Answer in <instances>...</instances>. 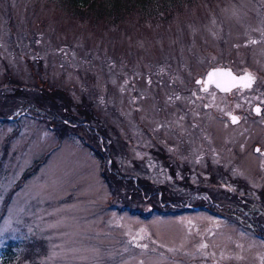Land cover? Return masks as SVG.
I'll return each instance as SVG.
<instances>
[{"label": "rangeland", "instance_id": "rangeland-1", "mask_svg": "<svg viewBox=\"0 0 264 264\" xmlns=\"http://www.w3.org/2000/svg\"><path fill=\"white\" fill-rule=\"evenodd\" d=\"M216 66L252 73L256 86L202 90L196 80ZM258 100L264 0H169L118 16L0 0V263L264 264ZM225 112L243 117V139L213 150L206 117ZM163 146L203 186L168 190ZM233 156L261 167L240 173ZM166 191L173 204L148 199Z\"/></svg>", "mask_w": 264, "mask_h": 264}, {"label": "flooded vegetation", "instance_id": "flooded-vegetation-1", "mask_svg": "<svg viewBox=\"0 0 264 264\" xmlns=\"http://www.w3.org/2000/svg\"><path fill=\"white\" fill-rule=\"evenodd\" d=\"M254 42H257V41L254 39ZM223 67L224 66H216V67H213V68H223ZM225 68H227V67H225ZM212 69H210V70H212ZM210 70L206 71L198 79H200V78H204L205 79L207 73ZM245 73H249V72H245ZM245 73H243V74H245ZM249 74L252 75L253 80H254L252 87L243 88L241 86H237V87H235V89H233L231 91H228V92H225V93H232V92H235V91L243 92V91H246V90L253 89L256 86V84H255L256 78H255V76L252 73H249ZM197 80H196V83H197ZM197 84H198L199 87L202 88V90H207L208 91V90L213 89V87L216 88V86L210 85V87L208 89H205L204 86H203L204 82L201 83V84H199V83H197ZM257 105H259L261 107V112L259 114H255L254 113V109H255V107ZM251 110H252V113L255 114V116L263 117V115H264V102L262 103V100H258L257 102L253 103L252 107H251ZM225 113H226L225 115L217 116L215 114V115H208L206 117L207 118L206 119V123H205L206 131H205V137L204 138H206L208 140V144L212 147L213 150L216 149V146L223 147L224 145H226L227 140H228L227 138H231V137L234 138V140H233L234 142H237V141H240L241 139H243L241 133L239 135L236 133L238 129H234V128H237V126L241 125V123L243 122V117L241 115H237V113L236 114L232 113V112L231 113L225 112ZM232 115H237L238 117H240V121L237 122L236 124L232 123V117H231ZM249 115H251L250 112H249ZM233 132H235V133H233ZM239 146L241 148H242V146L244 147L243 144H242V146L241 145H239ZM257 147L259 148V150H257ZM253 148H254L252 150L253 154H255L257 157L259 155H263L264 156V149L260 148V146L255 145ZM158 152L160 153V158H161L162 162L164 163L163 168L165 169V171L167 173V178H168L167 188H168V190H176V189H178V190H186V188H197L199 185L203 186L204 182H203L202 178H200L199 181H197V180L195 181V179H194V177H196V175L199 177L200 174H197V173L194 174L193 172H190V170L187 169V168H189L187 166L188 164L185 165L184 167H182V162H180L179 156L167 151V149H165L164 146L161 147V150H159ZM215 152L216 151H214V153ZM244 152L247 155H248V153L251 154L250 153L251 152L250 148L244 149ZM233 158L234 159H232V157H231V158H229V160L232 161L231 164H234L235 166H238L240 164V166H239L240 173H244L245 172V170H244L245 166H247L248 169H252L254 166H255V168H259V169L261 167L260 166L261 163H259V160L261 158L258 161H256V160L252 161L254 165L250 161L248 163H246V165H245V162H242V160L235 159V156H233ZM227 162H228V160H227ZM211 165H213V164L211 163V161H209V166L211 167ZM224 165H225V162H224ZM209 171H213L212 167L209 168ZM214 174L215 173H213V175ZM226 174L227 175L230 174V171L226 170ZM244 176H245V174L243 175V177ZM244 179L248 180L250 178L249 177L248 178L244 177V178H241L239 180L244 182L243 181ZM220 192H222L223 196H228V198L229 197L232 198V197H235V196L237 197L238 196L237 194H233L232 192H224V190H221ZM167 195H168V198H170L172 196V194L170 192ZM170 202L173 204L175 202V198L171 197L170 199H168L165 202L164 205H169L168 203H170ZM206 202H207V200L201 202L202 205L204 206V208L206 206ZM180 204L185 207V211L187 209H190V208L186 209V207H190L188 204H184L181 201H180ZM170 206H173V205L170 204ZM201 208H202V206L200 205L198 207H195V210H198V209H201ZM172 214H169V215H172Z\"/></svg>", "mask_w": 264, "mask_h": 264}, {"label": "trees", "instance_id": "trees-1", "mask_svg": "<svg viewBox=\"0 0 264 264\" xmlns=\"http://www.w3.org/2000/svg\"><path fill=\"white\" fill-rule=\"evenodd\" d=\"M168 1L169 0H106V1L100 2V0H69V3H70V5L72 7H74L77 10V13H79L81 15L83 13L91 14L93 12H97L98 14H101L102 16H104L106 14H111V15L118 16L119 14H122L126 10L130 11L131 9L135 8V5H137L139 9H141L143 11H146V9L149 8V7L153 8L156 5H160V4H165L166 5ZM16 91L18 92L19 90H16ZM55 93H56V91H55ZM8 94L12 95V94H16V92L15 93H8ZM49 95H50V93L47 92V89L43 88V89H41V93L38 96L34 95L33 98H34V100H36L39 103V105L42 106V104H40L41 102H39L38 99L47 98ZM11 98H10V101H11ZM16 100L17 99L15 98V101ZM30 103L29 102L28 103H26V102L22 103V108L23 107H25V109L31 108L30 107L31 106ZM25 111L28 112L29 110H25ZM36 111H37V109L34 110V111L30 110L32 115H37ZM98 155H100L102 157V159L106 160L104 154L103 155L98 154ZM158 155L160 156V153H158ZM111 168L113 169L112 171H115V169H116L114 164L112 165ZM104 174H105L104 176H106V178L108 179L109 176L107 175V173H104ZM116 175L118 177L120 176L118 174H116ZM119 180L122 181V180H127V179H125V177L122 176V179L119 178ZM108 181H109V183L111 182L110 179ZM127 183L132 184V186L134 185L133 186V190H134L135 193L137 191L139 192L140 188H139L137 180L130 179L129 181H127ZM166 194H167V191L165 193V196L162 195V194H161V196L157 195V193H155V192L154 193L153 192H149L147 195H148V199H151V200L154 198L153 197L154 195L156 197L158 196L157 199L159 200V202L160 203L163 202L165 204V202L169 199L167 197L168 195H166ZM133 213L138 214L137 211H133ZM13 255H15V254H13ZM13 261L14 260L11 258V260H4L0 264H12Z\"/></svg>", "mask_w": 264, "mask_h": 264}, {"label": "water", "instance_id": "water-1", "mask_svg": "<svg viewBox=\"0 0 264 264\" xmlns=\"http://www.w3.org/2000/svg\"><path fill=\"white\" fill-rule=\"evenodd\" d=\"M204 82V88L208 89L210 85L216 86V88L224 93L231 91L235 89L237 86H241L243 88H249L253 86V77L249 73L245 74H236L233 72L230 68H213L210 70L206 78H200L197 80V83L201 84ZM259 109V111H257ZM261 112V107L257 105L254 109L255 114H259ZM232 123L236 124L237 122L240 121V117L237 115H232ZM233 117H236L235 120H233ZM257 150L259 148L257 147Z\"/></svg>", "mask_w": 264, "mask_h": 264}, {"label": "snow or ice", "instance_id": "snow-or-ice-1", "mask_svg": "<svg viewBox=\"0 0 264 264\" xmlns=\"http://www.w3.org/2000/svg\"><path fill=\"white\" fill-rule=\"evenodd\" d=\"M257 111H259V109H257ZM235 119H236V117H233V120H235ZM144 247H147V246L145 245Z\"/></svg>", "mask_w": 264, "mask_h": 264}]
</instances>
